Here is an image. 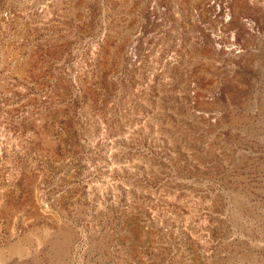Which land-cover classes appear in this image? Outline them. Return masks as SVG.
Returning <instances> with one entry per match:
<instances>
[{
  "label": "rangeland",
  "instance_id": "rangeland-1",
  "mask_svg": "<svg viewBox=\"0 0 264 264\" xmlns=\"http://www.w3.org/2000/svg\"><path fill=\"white\" fill-rule=\"evenodd\" d=\"M0 264H264V0H0Z\"/></svg>",
  "mask_w": 264,
  "mask_h": 264
}]
</instances>
